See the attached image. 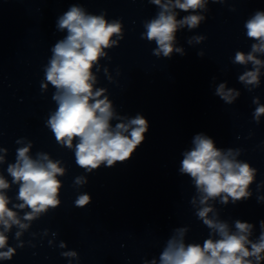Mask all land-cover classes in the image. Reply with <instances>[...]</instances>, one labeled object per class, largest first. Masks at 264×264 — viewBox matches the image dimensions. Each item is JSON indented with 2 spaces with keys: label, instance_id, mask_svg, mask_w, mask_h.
<instances>
[{
  "label": "water",
  "instance_id": "1",
  "mask_svg": "<svg viewBox=\"0 0 264 264\" xmlns=\"http://www.w3.org/2000/svg\"><path fill=\"white\" fill-rule=\"evenodd\" d=\"M73 4L122 24L123 39L114 35L118 46L105 49L108 56L92 70L94 88L106 89L112 101L113 128L137 114L149 122L144 143L129 160L91 172L75 162L78 140L72 148L55 140L47 122L58 107L52 98L56 89L41 87L48 83L52 48L67 35L58 21ZM161 10L150 0H0V176L10 184L0 191L28 225L14 224L5 232L15 253L0 264H160L169 241L203 245L205 239L221 238L198 218L204 207L212 208L208 218L226 223L230 234L238 232L237 220L250 223L248 239L258 242L264 231V115L257 120L255 110L264 105V64L234 60L237 51L247 55L258 43L247 37L245 24L256 11H264V0H205L191 13L204 19L196 28H178L170 57L154 55L158 45L146 38L145 25ZM172 11L177 20L190 14ZM198 37L203 39L197 42ZM252 54L264 61V53ZM256 67L258 85L239 80ZM221 84L225 92L232 90L231 103L216 94ZM196 134L212 138L222 152L231 149L230 158L256 169L249 197L201 203L203 193L179 171L184 154L195 147ZM29 145L32 159L46 163L47 156L65 170L57 176L59 206L31 221L23 219L31 209L15 207L22 203L19 184L7 172L17 150ZM84 194L91 202L76 207ZM70 252L76 255H64Z\"/></svg>",
  "mask_w": 264,
  "mask_h": 264
},
{
  "label": "clouds",
  "instance_id": "2",
  "mask_svg": "<svg viewBox=\"0 0 264 264\" xmlns=\"http://www.w3.org/2000/svg\"><path fill=\"white\" fill-rule=\"evenodd\" d=\"M150 3L160 6L162 10L157 18L145 25L146 38L154 40L158 45L154 49V55L162 53L165 57H170L174 51L173 42L178 28L185 25L190 29L196 28L204 19L201 15L191 13L203 8L205 0H175L174 3L172 0L166 3H162V0H150ZM173 8L190 14L177 20ZM245 27L247 37L258 41L252 45V53H264V11H256ZM58 28L66 29L67 35L52 48L53 55L46 69L48 83L41 85L42 88H47L51 84L56 89L52 98L58 107L47 122L55 140L68 148H72L73 141L78 140L75 144V162L88 172L99 169L101 165L111 168L117 162L129 160L144 143L149 122L144 116L137 114L127 123H117L113 128L110 123L114 117L112 101L104 95L106 89L94 88L97 78L92 71L102 57L108 56L105 49L118 46V40L113 39V36L123 39L121 22H108L104 15L86 14L83 7L73 4L59 19ZM200 39L203 37H198L197 42ZM175 51L182 50L177 48ZM252 53L245 55L237 51L234 62H252L256 66L264 64V61L257 59ZM239 80L258 85L259 67L245 72ZM216 94L228 103L234 99L231 89L225 92L224 84L219 86ZM261 115H264V105L255 110L257 120ZM193 143L195 147L184 154L179 171L187 174L203 193L202 204H206L209 198L219 197L223 204H227L229 198L235 202L251 195L247 187L252 183L256 169L250 168L248 163L230 158L231 149L227 153L222 152L214 140L204 134H196ZM30 147L18 149L16 162L7 167L12 182L19 184L17 198L22 203L15 207L31 209L23 217L27 221L46 212L49 207L54 209L59 206L60 200L57 197L61 181L57 176H62L65 171L58 166L59 161L53 162L47 156H44L46 163L32 159L28 155ZM3 160L4 157L0 156V162ZM9 187L10 184L0 176V190ZM90 202V195L84 194L76 199L75 206L84 207ZM8 205L9 198L0 191V226L4 229L0 231V249L7 248L6 251H0V259L5 260H10L15 253L14 248L8 247L5 232L14 224L21 229L28 227ZM210 211L211 207L202 208L197 213L198 218L209 229H214L221 238L205 239L203 245H185L182 240L169 241L160 255V264H253L252 257H255L256 264H260L264 260V231L258 242L253 243L248 239L252 227L250 223L237 220L235 227L238 232L230 234L226 223L208 218ZM261 227L264 229V221L261 222ZM19 235L17 232L16 236ZM64 255L75 256L76 253Z\"/></svg>",
  "mask_w": 264,
  "mask_h": 264
}]
</instances>
